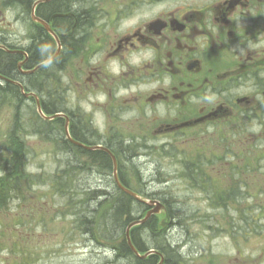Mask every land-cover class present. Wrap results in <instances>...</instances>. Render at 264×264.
I'll use <instances>...</instances> for the list:
<instances>
[{"label":"flooded vegetation","instance_id":"obj_1","mask_svg":"<svg viewBox=\"0 0 264 264\" xmlns=\"http://www.w3.org/2000/svg\"><path fill=\"white\" fill-rule=\"evenodd\" d=\"M34 11L58 35L57 59L66 53L71 88L98 96V117L68 110L71 127L106 123L98 136L86 131L84 141L115 153L131 141L173 140L229 121L264 124V0H0V46L18 51L0 47V66L8 68L7 53L13 55L18 75L0 70L8 78L0 84L12 82L20 91L39 83L26 73L33 67L32 42L50 34ZM9 13L27 36L8 33ZM53 39L48 58L58 49ZM138 114L147 131L115 130ZM100 152L109 154H82Z\"/></svg>","mask_w":264,"mask_h":264},{"label":"rangeland","instance_id":"obj_2","mask_svg":"<svg viewBox=\"0 0 264 264\" xmlns=\"http://www.w3.org/2000/svg\"><path fill=\"white\" fill-rule=\"evenodd\" d=\"M7 21L9 34L22 32L24 36L28 35L26 26L18 22L14 13L7 15ZM58 76L61 81L57 86L60 88L59 85H63L65 88L68 69ZM74 88L77 95L75 90L68 95L67 88H60L63 97L67 98L65 106H68L69 97V100L73 98L76 104H80L88 113L96 111L98 96L87 95L93 100L92 103L76 85ZM12 108L8 102L2 106L0 104V146L4 143L5 134L15 117L16 110L13 111ZM20 108L18 112L20 117H24L21 120L25 122V128L29 132L31 123L29 124L28 117H31L33 110L29 105L23 104ZM139 116L132 118L133 121L124 122L123 128L118 123L119 126L115 130L121 128L124 133L129 134H133L132 131H147L148 126L139 124L144 115ZM37 125L39 127V124ZM99 125L106 130L105 122L99 120L95 126ZM25 139L29 153L28 170L41 175L47 184L35 186L30 192L28 202V199L23 202L16 200L10 211L1 213L4 216L1 219L4 226L18 225V232H7L6 237L9 238L0 246V264H128L130 259H120L115 253V246L123 237V229L118 227L114 230L119 233L114 235L115 241H107L98 235L94 237L85 232L79 218L82 215L79 212L95 205L91 202L93 199H89L93 195L86 194L96 188L107 190L103 184L109 182L111 176H99L92 168L96 166L88 165L91 166L89 170L69 175L68 190L61 192L58 183H52L53 176L64 169L68 170V166L71 168L68 163L78 162L72 160L68 150L61 148L59 142H53L40 134H33L29 138L25 136ZM158 142L160 141L151 142L152 149L143 153L144 156L131 158L135 159L132 162L140 168L148 182L149 186L143 189L149 196L147 198L154 196L166 199L172 206L173 223L167 225L161 235L165 243L173 244L180 256L179 262L263 264L264 209L261 211L257 207L258 203H264V124L254 118L249 123L229 121L228 124L218 125L208 131H190L182 138L165 142V148L169 149L171 154L165 153L163 147L156 152L157 148L153 143ZM256 145L260 146L257 149L259 151H255ZM248 152H253L254 155L251 157ZM196 160L205 163L204 171L211 180V183H203V187L186 177L185 162L193 164ZM87 163L89 162L84 161L82 165L86 167ZM241 182L247 184L250 189L253 188L255 194H258L259 187L263 193L254 199L245 195L242 197L245 199L240 202L232 201L229 208L217 207L212 203V187L227 189L232 184ZM87 200L89 204L85 202ZM42 202L46 205L44 210L40 208ZM32 209L35 213L30 215ZM18 211L29 212L26 219L24 214L19 219H13V213ZM246 232L249 233L247 238L244 237ZM145 237L148 238L146 235ZM29 238L30 245L22 246L21 244L26 243L24 240ZM151 240L153 238L149 240L150 245ZM20 251H27L30 255L17 253Z\"/></svg>","mask_w":264,"mask_h":264},{"label":"trees","instance_id":"obj_3","mask_svg":"<svg viewBox=\"0 0 264 264\" xmlns=\"http://www.w3.org/2000/svg\"><path fill=\"white\" fill-rule=\"evenodd\" d=\"M34 40V39H33ZM35 40L33 49L31 50V57L30 63L32 66L38 64L39 62L47 59L48 54L55 49V41L51 34L45 31L44 34H41V38L39 40V44ZM38 46V47H37ZM64 57L58 58L50 65L44 67L36 73L35 76H32L34 79L35 77L40 76L41 88H44V78H46L45 82V89L47 91V99H43L42 106L44 111L47 114H54L57 112H68L65 109V100L63 97V93L61 92L60 88L57 86L61 80L56 73V69L58 70L59 66L64 67L65 60H66V53H63ZM8 56V68L2 69L0 66V70H3L6 74H11L10 78H16L18 75L15 73L16 71V57L7 53ZM54 74L55 76L52 77L51 81L48 79L49 76ZM53 76V75H52ZM53 78H56V88L51 89V85L53 84ZM1 85V84H0ZM40 87L35 89L36 92H39ZM25 100L19 90L18 87L13 85L12 82H6V86H0V101L4 102L7 101L8 103H13L16 108V115L15 120L12 122L11 127L7 131L4 137V143L0 146V246L5 242V240L9 237H6L7 232L15 233L18 232V225H9L4 226L3 221L1 220L4 216L1 215L2 212L7 210H11L12 204L14 201H21L27 200L30 197V192L35 188V186L46 185L45 178L41 175L35 174L28 170L29 164V153L26 144L25 136L27 137L28 134L32 133H39L42 137L51 139L53 142H59L61 148L67 149L70 151L71 148L68 146V139H66L64 135V125L65 119L64 118H56L54 120H44L38 114H35L31 117H28L29 124L31 123V129L28 130L25 128V122L21 120L24 117H20V112H18V107L21 105V101ZM35 112V111H34ZM22 116V115H21ZM39 124V127L38 125ZM73 136L77 139H84L83 136L86 135V131L92 132V128L89 125L81 126L80 123L74 124L72 127ZM90 142V141H89ZM260 148L259 145L255 146V151ZM76 150L80 151V149H73L72 152ZM67 151V152H68ZM163 151L167 154H171L172 152L169 149H166L163 146ZM115 154L118 156L120 168V178L121 181L128 187H131V182H129L130 178L127 173H125L122 164H126V167L130 169L131 173L129 174L139 183H142L143 186L147 184L144 182L143 175H141L140 168L134 164V159H130L126 157V151L121 152V154L117 151H114ZM101 154L97 153L95 156H90L89 164L88 165H95L99 171L109 172L112 173L113 169V160L109 154L105 152H100ZM73 154V153H72ZM249 156L252 157L253 152H248ZM85 155V154H83ZM123 157H121V156ZM248 156V157H249ZM203 161V157L200 156ZM202 161L196 160L191 164V162H185V172L187 173V178L192 179L196 185L203 187V183L209 182L211 180L207 177L206 172L204 171L205 163ZM68 165L72 166L71 168L68 166V170L64 169L61 173H56L53 176L54 184L58 183L60 186V191L64 192L67 191L68 188V181L69 175L75 172L84 171L85 166L83 167L82 164L78 162V164L68 163ZM91 167V166H90ZM88 166V169L90 168ZM78 168V169H77ZM65 175H64V174ZM103 173V172H102ZM105 174V173H104ZM67 188V189H66ZM212 187L210 194L213 196H209L211 198L212 203L217 207H231L233 202H240L243 196L248 195L250 198L254 199L255 197L259 196L260 193L262 194L261 187L258 189V194H255L249 186L243 182L232 184L227 189H222L221 187ZM107 190L102 189H94L91 192H88L86 195L91 194L92 197H89L90 200L93 199V203L95 205L91 208L90 206L86 208V211L79 212L82 215L79 216L80 222L83 225L85 232L88 234H92L94 237L99 236L104 238L107 241H115L114 239L116 236L119 235L118 232L114 231L118 227L123 229L122 232L123 237L119 239L117 245L115 246V253L116 256L120 259H130L128 264H158L160 258L158 255H151L146 259H139L136 257L134 252L131 250L130 245L127 242L125 236V230L128 224L132 221L143 217L144 214L149 210L147 204L143 202L136 201L132 196L128 195L124 191L120 190L117 186L113 184V187H105ZM142 195L147 194L143 191V189H133ZM208 190V189H207ZM249 198V197H248ZM165 202H168L166 199H163ZM29 199L27 200V202ZM34 201V200H33ZM264 202V200H262ZM68 202V200H67ZM89 204V201H85ZM170 215L172 216V206L167 203ZM46 209V205L44 202L41 203L40 208L41 210ZM258 209L261 211L264 209V203H258ZM25 211V210H24ZM35 210L32 209L33 215ZM23 211H18L17 213H13V219H19L24 214L26 216L29 212L22 213ZM78 214V213H76ZM160 216L155 215L154 218H151L147 223L138 225L132 229V240L134 245L137 247L139 251L145 253L150 248H156L160 250L165 256L164 264H181L179 262L180 256L173 246V244H167L164 242L162 237V232L159 229ZM27 225V224H25ZM246 235L249 233L246 232ZM148 236V238L145 237ZM150 237V238H149ZM151 240V245L149 240ZM148 240V242H147ZM26 243L21 244L22 246L30 245L31 238L24 240ZM15 243V242H13ZM16 245V244H15ZM22 248V247H21ZM19 254L30 255V253L17 252ZM123 259V260H124ZM132 260V261H131Z\"/></svg>","mask_w":264,"mask_h":264},{"label":"water","instance_id":"obj_4","mask_svg":"<svg viewBox=\"0 0 264 264\" xmlns=\"http://www.w3.org/2000/svg\"><path fill=\"white\" fill-rule=\"evenodd\" d=\"M50 61V60H49ZM49 61L45 62L44 64H47ZM43 65V64H42ZM39 111L42 115L43 112H42V109L41 107L39 106ZM58 116V114L54 115V116H51L49 117L50 119L54 118ZM66 132H67V135H68V125L66 126ZM91 148H94V147H88V149H91ZM113 159H114V175H115V179H116V182L118 183V186L124 190L125 192H127L128 194L132 195L134 198H136L137 200L139 201H142V202H145L147 204H150V205H156L155 208L151 209L150 211H148L147 215L142 218V219H139V220H135L133 221L132 223H130V225L127 227V230H126V237L128 239V242H129V245L132 249V251L140 258H145L146 256H148L149 254L151 253H154L155 251L152 250V251H149L147 252L146 254L142 255L140 254V252L138 251V249L133 245L132 243V240H131V235H130V231H131V228L137 224H141V223H145L149 217L154 214V213H159L161 212L162 210H165V206L163 203H161L160 201L158 200H151V201H148L144 198H142L139 194H137L136 192L126 188L121 182H120V179L118 177V164H117V160L116 158L113 156V154L111 153ZM165 225V223H164ZM163 263V260L159 263V264H162Z\"/></svg>","mask_w":264,"mask_h":264},{"label":"clouds","instance_id":"obj_5","mask_svg":"<svg viewBox=\"0 0 264 264\" xmlns=\"http://www.w3.org/2000/svg\"><path fill=\"white\" fill-rule=\"evenodd\" d=\"M141 19H144V20H150L151 17H142Z\"/></svg>","mask_w":264,"mask_h":264},{"label":"bare ground","instance_id":"obj_6","mask_svg":"<svg viewBox=\"0 0 264 264\" xmlns=\"http://www.w3.org/2000/svg\"><path fill=\"white\" fill-rule=\"evenodd\" d=\"M60 113H64V112H60ZM64 114H67V113H64Z\"/></svg>","mask_w":264,"mask_h":264}]
</instances>
